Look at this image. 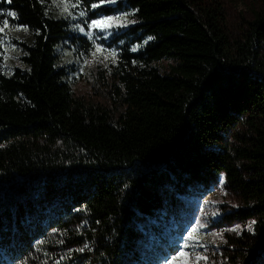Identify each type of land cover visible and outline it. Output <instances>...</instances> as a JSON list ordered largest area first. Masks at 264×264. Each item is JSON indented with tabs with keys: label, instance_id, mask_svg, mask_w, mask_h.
Wrapping results in <instances>:
<instances>
[{
	"label": "trees",
	"instance_id": "obj_1",
	"mask_svg": "<svg viewBox=\"0 0 264 264\" xmlns=\"http://www.w3.org/2000/svg\"><path fill=\"white\" fill-rule=\"evenodd\" d=\"M63 1L0 0V264H143L140 220L221 176L242 205L220 225L255 221L222 264H264V8L231 42L195 0H79L129 19L93 98Z\"/></svg>",
	"mask_w": 264,
	"mask_h": 264
},
{
	"label": "rangeland",
	"instance_id": "obj_2",
	"mask_svg": "<svg viewBox=\"0 0 264 264\" xmlns=\"http://www.w3.org/2000/svg\"><path fill=\"white\" fill-rule=\"evenodd\" d=\"M65 3L69 6L67 12L80 21L81 28L84 29L81 32L92 42V50L81 68V76L75 84V90L79 94L95 98L98 96L96 88H94L96 67L109 69L116 63V53L109 45L110 35L118 29L117 27L127 23L129 19L123 15L98 14V16H91V13L94 14L95 8L88 9L81 1L77 7H71V5L77 4V0H73V3H69L67 0L63 1V10ZM195 3L198 6L209 8L215 14L220 9L223 10L224 18H221L220 15L217 17L223 32L228 35L231 42L242 39L247 24L254 19L256 12H260L264 8V0H195ZM81 11L85 15H79ZM104 17H120L121 19L113 21L110 28H89L91 21ZM3 37L2 51L4 57L10 60L15 53L10 48L11 42L8 36ZM112 53L115 55H111ZM229 141H233L232 137L229 138ZM58 148L65 151L68 147L58 142L53 149ZM65 152H74V148ZM170 195L166 197L161 210H157L150 217L142 218L139 222L143 232L139 242L143 264H168V261L177 255L186 241L189 245L195 246L186 248L188 256H179L174 264H185L186 261L187 264H222L223 254L227 250V234L232 229H236L237 232L248 229L247 225L250 223H235L230 227L224 223L220 225L224 213L230 212L233 207L242 205L237 194L227 187L224 177L221 176L207 185H200L190 193ZM201 225L205 226L201 227ZM193 229L196 231L193 232ZM189 233L197 237L199 244H203L205 247H200L195 241L188 239ZM217 233L220 235H215ZM196 256H206L208 259L197 262Z\"/></svg>",
	"mask_w": 264,
	"mask_h": 264
},
{
	"label": "snow or ice",
	"instance_id": "obj_3",
	"mask_svg": "<svg viewBox=\"0 0 264 264\" xmlns=\"http://www.w3.org/2000/svg\"><path fill=\"white\" fill-rule=\"evenodd\" d=\"M9 2H11V0H9ZM115 0H100V4H105V3H114ZM78 3H79V0H77V4H73L71 5V7H77L78 6ZM99 5L97 4H93L92 7L95 8V7H98ZM68 4L65 3V6H64V11L67 12L68 11ZM8 15L10 16H15V13H8ZM79 15L83 16L85 15V13L83 11H81L79 13ZM121 18L120 17H104L102 19H99V20H93L91 21V24L89 25V28H102V29H106V28H110L112 27V23L113 21H118L120 20ZM5 26H7V22L5 21ZM4 29L3 28H0V32H2ZM81 31H83L84 29L81 28L80 29ZM98 50H99V47H98ZM111 55H115V53H112ZM213 215H216V213H213ZM255 224V221H252L251 223H249L247 225V228L248 230H252V225ZM205 225H201V227H204ZM233 231H236V229H232ZM196 229H193V232H195ZM215 235H220L219 233L215 234ZM188 239L190 240H193L196 242V244H198L200 247H205V245L203 244H199V240L197 237L193 236L192 233H189V237ZM61 243H63V241H61ZM195 245H189L187 243V241L185 242L184 246L180 249V251L177 253L176 256H173L169 261H168V264H174V261L179 257V256H184V257H187L188 256V253L185 251L186 248H189V247H193ZM80 251H83V249H80ZM63 259V258H62ZM196 261H200V260H207L208 258L206 256H196ZM57 264H59V262H57ZM185 264H187V261L185 262Z\"/></svg>",
	"mask_w": 264,
	"mask_h": 264
}]
</instances>
